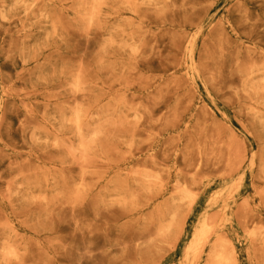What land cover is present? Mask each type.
Here are the masks:
<instances>
[{
    "label": "rangeland",
    "instance_id": "374dc122",
    "mask_svg": "<svg viewBox=\"0 0 264 264\" xmlns=\"http://www.w3.org/2000/svg\"><path fill=\"white\" fill-rule=\"evenodd\" d=\"M214 263L264 264V0H0V264Z\"/></svg>",
    "mask_w": 264,
    "mask_h": 264
},
{
    "label": "bare ground",
    "instance_id": "6f19581e",
    "mask_svg": "<svg viewBox=\"0 0 264 264\" xmlns=\"http://www.w3.org/2000/svg\"><path fill=\"white\" fill-rule=\"evenodd\" d=\"M188 42H189V41H188ZM190 48H191V47H190ZM189 51H190V49H189ZM203 83H204V82H203ZM229 187H230V186H229ZM225 188H226V187H225ZM187 193H188V192H187ZM188 194H189V193H188ZM188 194H187V195H188ZM228 195H230V194H228ZM188 196L190 197V195H188ZM188 196H186V197H188ZM184 198H185V197H184ZM184 198H183V199H184ZM188 199H189V198H188ZM181 200H182V199H181ZM172 201H173V200H172ZM183 201H184V200H183ZM183 201H182V202H183ZM174 202H175V201H174ZM174 202H173V203H174ZM176 203H178V201H176ZM222 207H223V206H222ZM212 218H214V217H212ZM205 221H206V219H204V221H203L204 223H202V224H204V226L206 225V224H205ZM208 221H209V219H208ZM219 222H220V221H219ZM209 226H210V225H209ZM209 226H206V227H209ZM212 227H213V226H212ZM200 228H201V227H200ZM203 229H204V228H202L201 230H203ZM209 229H211V228H209ZM207 231H209V230L207 229ZM207 231H206V233L209 235V233H208ZM203 232H204V231H203ZM209 232H210V231H209ZM199 233H200V232H199ZM201 234H202V233H201ZM202 235H203V234H202ZM205 236H206V235H205ZM205 236H204V237H205ZM197 237H198V236H197ZM206 237H207V236H206ZM248 237H249V236H248ZM207 238H209V237H207ZM202 240H203V239H202ZM204 240L206 241V238H205ZM200 241H201V236H199V237L197 238V243H199ZM205 241H204V242H205ZM224 243H225V242H224ZM200 244H201V242H200ZM202 245H204V244H202ZM228 245H229V244H228ZM228 245H227V246H228ZM220 246H223V244L220 245ZM220 246L218 245V247H220ZM227 246H225V247H227ZM199 247H200V246H199ZM212 247H213V246H212ZM218 247H217V248H218ZM225 247H224V248H225ZM189 248H190V247H189ZM213 249H214V247H213ZM219 249H220V248H219ZM193 250H194V249H193ZM214 250H215V249H214ZM215 252H216V251H215ZM213 253H214V252H213ZM214 254H215V253H214ZM207 256H209V255H207ZM213 257H214V256H212V257L210 256L209 258L211 259V258H213ZM228 257H229V256H228ZM213 259H214V258H213ZM213 261H214V260H212V262H213ZM221 261H222V260H221ZM224 263H227V261H226V262L224 261ZM214 264H216V263H214Z\"/></svg>",
    "mask_w": 264,
    "mask_h": 264
}]
</instances>
